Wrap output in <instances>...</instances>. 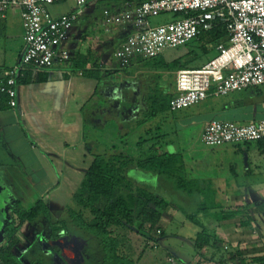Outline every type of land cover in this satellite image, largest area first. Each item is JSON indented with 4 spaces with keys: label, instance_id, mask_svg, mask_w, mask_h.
I'll return each mask as SVG.
<instances>
[{
    "label": "trees",
    "instance_id": "trees-1",
    "mask_svg": "<svg viewBox=\"0 0 264 264\" xmlns=\"http://www.w3.org/2000/svg\"><path fill=\"white\" fill-rule=\"evenodd\" d=\"M175 16L178 18L181 15ZM229 37L225 25L215 22L210 30L203 31L195 40L202 44L203 50L215 53L211 58L213 59L218 54L216 47L220 43H226ZM70 62L72 71L75 68L82 69L83 75L95 77L99 81L95 101L98 105L86 107L82 112L84 135L94 161L60 217L51 213L42 198H38L28 208L22 206L21 200L17 198L12 209L15 219L7 221L3 226L0 264H25L13 248L19 244L18 233L26 222H37L39 233L33 247L25 254L30 264H53L52 251L56 254L61 251L54 245L51 247V254L46 253L43 241L57 240L60 230L86 238L83 250L86 262L83 264H136L137 260L132 258L127 245L130 241L128 234L135 233L145 238V249L157 246L158 237L163 238L166 234L161 223L162 217L172 203L188 221L200 227L193 240L195 253L204 256L201 251L206 248L213 255H221V240L214 229L207 227L206 220L229 221L242 217L245 210L226 209L217 197V189L212 182L188 177L182 152L171 151L168 146L170 143H167L170 133L162 127L170 114L176 115L179 112L170 108L174 90L164 86L173 83L175 88L174 77L178 70L196 68L188 67L189 61L186 60L166 62L160 54L149 59L137 58L130 66L119 68L114 74L100 78L103 69L90 55L71 58ZM88 63L93 66L87 68ZM135 69L146 72L134 76ZM1 70L2 68L0 72ZM10 70L0 78V97H3L2 103H7L8 106L9 96L1 87ZM121 71H125L126 77L130 79L138 82L143 80L141 84L145 92L143 91L142 97L145 105L139 103L137 96L129 97L131 93H136L135 85H122L120 91H123V96L116 103L107 97L104 90L110 81L116 80V87L120 86L115 75ZM43 80L45 77L42 73L27 71L18 80V84ZM150 82L153 86L149 85L147 91V84ZM4 107L0 103V109ZM114 108L118 109L117 113H114ZM260 143L264 145V140ZM42 218L45 219L44 222L41 221ZM252 222L253 218L249 216L248 220L241 223L250 226ZM152 232L160 236L152 237ZM234 248L230 257L238 259L237 264H264L263 253L243 251L239 246ZM99 255L101 260H98ZM142 255L143 253L139 257ZM220 255L218 259L225 264L226 259L223 256L219 258ZM225 255L227 256L226 253Z\"/></svg>",
    "mask_w": 264,
    "mask_h": 264
},
{
    "label": "crops",
    "instance_id": "crops-1",
    "mask_svg": "<svg viewBox=\"0 0 264 264\" xmlns=\"http://www.w3.org/2000/svg\"><path fill=\"white\" fill-rule=\"evenodd\" d=\"M111 1L112 5L104 6L103 12L106 8L119 11L125 6L124 0ZM52 7L50 6L49 9L55 17L75 9L71 7L68 11L55 12ZM100 25H105L104 15H102ZM95 28L102 33L112 34L110 38H113L110 39L109 44L114 46V50L125 38L123 26H107L105 29L97 26ZM86 32L87 30L84 29V31L77 33L74 25L68 48L73 59L80 55L85 57L90 55L93 61H97L99 67L103 69L100 73V78H102L106 70L104 63L107 62V59L105 51H101L98 45L91 42L94 37L92 32L88 33L90 37L86 38L85 43L77 46V44L79 45L77 42L79 36L86 37ZM0 34L7 40H17L19 43L16 48L17 56L9 65L0 66L2 68L0 78H3L8 70L17 65L25 48L24 28L18 8H9L6 17L0 16ZM114 50L111 61L112 66L117 70L122 67L114 58ZM91 66H93L92 63H88L87 68ZM71 68V62L64 67L56 66L40 72L45 80L20 84L18 105L15 108L8 106L7 103L3 104V97H0L1 105L5 106L0 109L1 134L3 133L2 128L6 129L9 125H15L28 142L30 150L44 158L50 166L51 173L55 177V183L40 198L44 200L51 213L56 216H61L64 213L94 161L84 135V115L82 112L86 107L98 105L95 101L99 81L95 77L83 75L82 69L75 68V71H72L73 68ZM149 85L153 86V83L147 84V91ZM164 87L175 92L173 83ZM138 91L135 93V97L137 96L140 104L145 105L143 94L140 95L141 90ZM220 97H225V100L220 99ZM199 105V107L194 106V110L190 109L183 112L186 113L185 116L177 118L176 145L170 149L173 152H182L188 177L208 180L214 184L217 189V197L221 199L226 209L245 210L242 217L218 223L221 227L214 229L217 237L219 235L224 237L225 233V236L228 235L232 238H228L232 241V247H245L244 244L249 242L244 243L242 238L249 235L253 236L252 233L258 230L261 238L260 241H257V245H260V252L264 254V248H262L264 246V221L260 223L259 227L254 223L255 219L252 216L251 226L256 225V228L252 227L251 229L241 223L248 220L251 214L249 208L252 207L257 208L260 219H264V183H260L259 180L260 174L263 173L261 166L262 161H264V145L255 142L246 146L226 145L212 148L205 145L201 138L206 123L211 120L248 124L264 119V86L231 93L227 96L210 95ZM3 166L5 164H0V167ZM4 189H8V187L4 186ZM5 192L2 190L7 198L8 194L6 195ZM14 199V197H10L8 202ZM169 215L172 218L174 216L169 210H166L162 217L161 223L165 230L172 222ZM5 221V212L2 211L0 212V222L2 223L0 226H3ZM238 222H240L241 228H236L229 233L226 230L223 232L222 228H228V226L236 225ZM1 234L2 232H0V244H3V235ZM210 252L211 256L207 255V257L214 256L212 251ZM22 260L24 261V259Z\"/></svg>",
    "mask_w": 264,
    "mask_h": 264
},
{
    "label": "built area",
    "instance_id": "built-area-1",
    "mask_svg": "<svg viewBox=\"0 0 264 264\" xmlns=\"http://www.w3.org/2000/svg\"><path fill=\"white\" fill-rule=\"evenodd\" d=\"M64 0H0V16L9 8L19 9L24 28L25 48L11 68L1 90L9 96L12 108L18 105V80L27 71L44 72L71 61L68 48L71 30L82 7L91 0H74L77 9L55 17L49 7ZM125 6L103 12L106 26H123L125 38L114 50L122 67L137 58L157 57L167 48H176L210 30L215 22L229 32L220 43L218 54L196 69H181L175 74L172 111H181L205 101L210 94L231 93L264 86V0H124ZM180 14L175 20L154 26L151 19L163 13ZM3 82V81H2ZM202 142L212 148L246 146L264 140V119L238 124L211 120L202 132ZM160 231H158L159 233Z\"/></svg>",
    "mask_w": 264,
    "mask_h": 264
},
{
    "label": "rangeland",
    "instance_id": "rangeland-1",
    "mask_svg": "<svg viewBox=\"0 0 264 264\" xmlns=\"http://www.w3.org/2000/svg\"><path fill=\"white\" fill-rule=\"evenodd\" d=\"M107 5H112V1L91 0L86 6L82 7L83 10L77 22L75 23L77 33L84 31V29L87 30L86 37H83V35L79 36L77 40V42H79V45L77 44L78 47L87 41L86 38L90 37L89 34L92 32V34L94 35L92 39L94 40L91 39V42H93V44L95 45H98L101 51H105L107 62L105 61L104 63V65L106 66L104 76H106L107 74H114V70H116L112 66L111 61L114 46H111V44H109L110 39L113 38H110L112 34H109L107 32L102 33L98 31L99 29L97 30V28H95L97 26L101 29L107 28L106 25L99 26L103 15V8ZM51 6H53L52 8L55 12H63L64 10L68 11L71 7L77 9L75 1L73 0H64L61 3L53 4ZM175 19H177L175 14L169 12L152 18L151 21L152 24L156 26ZM95 31H97V33H95ZM17 42V40H7L0 34V66L9 65L14 57L17 56L18 53L16 52V48L19 46V43ZM214 54L215 53L213 51L210 52L203 50L202 44L193 39L183 46L165 49L162 53V58L166 62H172L176 59H181L184 61L186 60L189 61L188 67L197 68L201 67L204 63L211 59ZM193 55H195L196 57H194ZM142 72L146 71H137L135 69V72L133 74L135 76ZM165 74L168 76L167 73ZM126 76L127 73L125 71H121L119 72V74L115 75V78H117V82L120 83V86L116 87V80L115 82L110 81V83L106 86L104 92L111 101H114L116 103L117 99L123 96V91H120L122 89L120 88L122 85H125V87H128L129 85L133 87L135 85V92H139L138 88L141 87L142 92L140 91V94L145 90V88L141 86V82L143 80H140L138 82L135 79H130V77ZM169 79L173 78L169 77ZM134 96V93H131L129 95V97L131 98H134ZM224 98L225 97H220V99L225 100ZM200 105L198 104L194 106L199 107ZM194 106L190 107L189 109H183L179 113H175L176 115L170 114L168 116L167 122L163 123V130H167L168 134L170 133L167 139V143H170V145H168L170 148L176 145L175 142L177 139L176 123L178 121L175 122L174 120L178 117L181 118L182 116H185L186 113L183 112L190 109L194 110ZM117 108H114V113L118 112ZM122 113H125V110H122ZM2 132V134L0 132V164H5V166L0 167V212H5L6 221H13L15 217L12 214V209L17 201V198L21 200L22 206H24L25 208L30 207L38 198L44 195V193L54 185L55 177L51 173L48 162L44 158L38 156L36 153L30 150L29 145L27 144L28 142L22 136L15 125H9L6 129L2 128ZM261 169L263 173L260 174L259 180L260 183H264V161H262ZM42 176L44 177L42 178ZM137 176L138 175L134 177ZM257 178H255V180H257ZM4 186L8 187V189H4ZM2 190L6 191V195L8 194L7 198L5 194L2 193ZM10 197H14L15 199L8 202ZM4 203L6 206L4 205ZM249 209L251 211L250 216H254V223L260 227V223H263L264 219H260V214L258 213L259 210L255 207ZM167 210H169L171 214H174V216L172 215V218L171 215H169V219L172 222L169 221L170 224L165 230L166 235L163 238H159V234H155L154 232H152L151 234L152 237H155L157 235L156 237H158L159 239V243L157 246L147 247L145 249L144 244L145 242H147L145 238L135 233L128 234V238L130 239V241L129 243H127V245L129 247V250H131L130 254L132 258L137 260L136 264H224L223 262H220L217 254L213 257L215 259H212V257H206L207 255L211 256V252L206 248L202 249L201 251L204 256L196 254L193 239L200 231V227L188 221L185 215L182 212L178 211L174 203H172ZM56 217H60V215H57ZM244 217L246 218V215H244ZM6 221L4 222V224L6 223ZM41 221L44 222L45 219L42 218ZM218 223L220 222H215L210 219L206 220V225L210 229L220 228L221 226H219ZM0 225H2L1 222ZM256 225H250L247 228H256ZM3 226H0V232H2ZM59 226L60 225H58V227ZM236 228H241L240 222L236 223V225H230L228 226V228L224 227L222 229L224 230L223 232H225L226 230V232L229 233ZM72 234H75V232ZM252 234L254 235H249L247 237L244 236L242 238L244 243H249L244 244L245 247L240 248H242L243 251L249 250L250 252L260 254V245H257V241H260L261 238L260 231L257 230ZM38 235L39 233L37 222H26L20 228V231L18 233L20 242L13 248V251L21 259H24L25 264H30L25 254H27L26 252L33 247L35 238ZM223 236L224 237H221V235L218 236L221 240V246L223 248L222 254H218L220 255L219 258L223 256V258L227 261L225 264H237L236 262L238 259L230 257V253L235 250V248L231 246L232 241L229 240L232 238L228 237V235L225 236V233ZM125 240L126 239H124V242ZM54 245L59 247L61 251L60 254H56L51 250V247ZM85 245V237L67 234L65 233V230L59 231L57 240L49 242L43 241L44 251L48 254H51L52 251L51 256L53 264H83V262H86V257L83 256ZM93 246H95V244ZM262 248H264V246ZM141 253H143V255L142 257H139ZM225 253L227 254V256L225 255ZM89 258L91 259L92 257L89 256ZM98 260H101L100 255L98 257Z\"/></svg>",
    "mask_w": 264,
    "mask_h": 264
}]
</instances>
